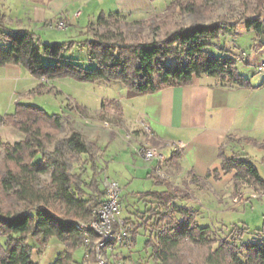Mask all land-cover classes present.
<instances>
[{
  "label": "trees",
  "instance_id": "1",
  "mask_svg": "<svg viewBox=\"0 0 264 264\" xmlns=\"http://www.w3.org/2000/svg\"><path fill=\"white\" fill-rule=\"evenodd\" d=\"M251 15L241 14L237 20L221 16L212 20V13L224 5V0H172L163 15L177 14L189 23L177 27L160 37V27L152 28V38H143V26L149 20L129 21L120 13L101 14L96 23H89L79 33V39L64 42L42 43L40 36L22 29L8 32L0 29V66L20 65L40 80L34 93H47L46 81L73 79L79 82H120L135 93H152L166 86H185L195 78L210 76L224 85L249 86L238 69L239 55H220L208 48L214 40L241 24L257 34L264 32V0H255ZM154 16L151 19L159 18ZM168 16V15H167ZM148 21V22H147ZM152 21V20H151ZM58 21L56 22V24ZM151 23V22H150ZM52 27L53 23L46 24ZM2 24H0V27ZM86 49L95 66L88 68L85 60L65 55L66 51ZM51 59L50 62L45 58ZM112 105L121 114L117 100L103 103ZM84 113L80 106L71 110ZM10 126L24 134L23 141L11 144L0 136V264H38L33 260L34 247L30 237L48 243L52 239L63 243L65 251L57 264H74V254L90 240L85 260H94L97 235L78 228L79 223H89L94 210L105 199V180L98 161L101 147L81 132L69 112L48 114L36 105L17 102L12 113L0 114V127ZM244 141L264 151V142L252 138L229 136L220 148L221 167L232 174L235 183L249 178L255 190H264V178L250 157L233 152L228 146ZM264 162V158H263ZM91 172L89 180L84 176ZM216 176L220 174L217 170ZM156 181H162L159 177ZM157 205L148 208L153 220L144 247L151 250L154 264H264V238L241 242L246 228L235 226L237 237H221L210 226H202L195 212L177 204L178 196L169 190L140 193ZM150 219V217H149ZM135 225L133 220H126ZM133 246L138 234L131 227ZM260 231H264L260 230ZM219 238V239H218ZM216 243L218 246L216 247ZM187 244L207 248L200 260H189L183 255ZM214 247V248H213ZM89 251H92L89 255ZM127 262L132 260L126 259Z\"/></svg>",
  "mask_w": 264,
  "mask_h": 264
},
{
  "label": "crops",
  "instance_id": "2",
  "mask_svg": "<svg viewBox=\"0 0 264 264\" xmlns=\"http://www.w3.org/2000/svg\"><path fill=\"white\" fill-rule=\"evenodd\" d=\"M22 2L27 5H20L22 10L19 9L17 13L12 14L21 23L19 26H22L15 30L33 31L31 28L37 23H42L43 26L53 23L46 18L45 9L54 10L57 21L65 20L68 26H72L73 22L83 15L82 11H78L75 18L70 19L71 0H23ZM171 2L172 0H118L119 10L115 13L125 15L127 18L136 16L138 21L149 20L154 16L163 15ZM2 9L3 4L0 3V24L3 25L6 15L2 13ZM110 14L113 13L105 15ZM72 52L67 56L81 60ZM246 57L244 61L250 64V59L247 55ZM23 70L29 73L20 65L0 66V108H9L14 102L11 89L13 85L17 86L15 93L20 96L38 95L34 90L41 81L29 73L33 78L30 80ZM243 76L249 80V86L224 85L218 78L202 76L195 78L190 85L166 86L156 92L138 94L122 84L126 88L122 86L118 88V91H121L119 98H106L103 101L107 103L114 99L122 107L121 114L114 109L115 112L108 115L110 118H115L116 123L111 126L108 122L95 123L93 118L97 113H105L104 110L110 109L112 105L107 104L105 106L107 108L102 107L101 111L94 107L95 113L92 114L90 105L87 104L88 97L85 95V92L89 93V91L81 89L78 85L73 88L74 93H68V99L71 108L78 105L85 112L80 113L75 109L67 112L71 115L74 125L101 147L98 161L99 169L102 170L101 180L109 178L106 174V162L103 163V160L107 148L115 142V150L120 159L115 169L121 179H125L123 185L137 177L153 178L157 185H166L172 181L179 183L181 180L188 181L191 185L202 181L215 185L224 177L232 180L234 175V173L225 174L220 170L222 162L220 148L227 142L229 136L252 138L258 143L264 142V75ZM46 83L48 89L52 81ZM75 89L79 90L75 91ZM54 93L59 94L63 91L54 86ZM146 128L150 129V133ZM2 132L3 137L11 144L23 141L25 138L23 133L10 126L0 127L1 136ZM98 139L106 143L105 148ZM179 142L183 144V148L176 150L173 145ZM240 144L253 145L244 141L232 142L227 148L228 154L233 153L232 148ZM143 145L160 149L166 156V162L160 164L157 160L144 159L137 152V149ZM217 170L220 171L218 176H216ZM164 175L167 178L161 179ZM157 177L162 181H156ZM198 191L195 190L196 194ZM141 199L149 203L152 201L149 198ZM135 215L129 213L125 218L135 221ZM128 263L131 264V261Z\"/></svg>",
  "mask_w": 264,
  "mask_h": 264
},
{
  "label": "rangeland",
  "instance_id": "3",
  "mask_svg": "<svg viewBox=\"0 0 264 264\" xmlns=\"http://www.w3.org/2000/svg\"><path fill=\"white\" fill-rule=\"evenodd\" d=\"M22 1L23 0H0V3L3 4L2 13L6 15L5 23L0 29L11 33L15 31V29L22 27L19 26L21 23L13 16L19 11L20 5H27ZM71 3V20L75 18L76 12L82 11L83 13L79 19H76L73 22L74 24L72 26H68L65 29H58L56 27L57 18L54 16V10L45 9L46 18L49 21H53V26L46 27L47 25L43 26L42 23H37V25H34V27L31 28V30L35 31L40 36L42 43L64 42L71 39H79V33L85 29L89 21L96 23L102 12L109 14L118 12L119 10L118 0H71ZM255 6V0H224V5L215 8L211 18L212 20H217L221 16H227L230 20H237L243 13L251 15ZM171 13L167 14L168 16L162 15L154 20L149 19L151 23L149 22L145 24L142 28L143 38H152L153 27L159 26L161 28L159 32L160 37H163L167 31H173L178 23L184 22L185 24V21L186 23H189L191 20L186 17L184 21L179 15ZM128 20L138 21L136 16H134V18L129 17ZM24 23L27 24V22ZM224 49L227 50L228 55H240L238 58V68L243 75H264V69L260 68L261 63L264 61V32L262 34H257L253 30H248L244 24H241L236 31H232L221 36L218 40H214L212 45L208 48V50L215 55L222 54ZM73 53H75V55L81 60H85L88 68L95 66V63L88 58V52L86 49L75 50L72 54ZM65 55H69V51H66ZM246 55L250 59V64H247L244 61V59L247 58ZM45 60L48 62L51 61V59L47 57ZM23 71L27 74L30 80H33L27 71ZM77 82L72 79L53 80L50 86L48 85V90L50 91L47 93L35 96L30 95L27 97L20 96L18 93L16 94L17 86L13 85L11 86V89L12 100L14 102H12L9 108H0V114L12 113L17 101L41 107L48 114H59L64 111H70L72 106L68 99V93H72L74 91L73 88L78 85L81 86V89L89 91V93L85 92V95L88 97L87 104L90 105L91 112L94 114L95 108L97 110H102V103L106 98H119L121 91H118V88H121V86L123 87L120 82H89L85 84ZM54 86L61 89L63 93L55 94ZM19 88L21 89L22 87ZM76 90L79 89H75V91ZM104 112L105 113L103 114L97 113L96 117L93 118L94 121H96L95 123L101 121L103 124L104 122H108L109 126L115 124V118H110V116H108L115 112L113 106H111L110 109L107 108ZM3 134L4 133L2 132V136L0 135L1 138L8 142L7 139L3 137ZM99 141L105 148L106 143L104 144L102 140ZM115 146L116 143L114 142L109 148H107L103 163L106 162L107 176L110 179L118 180L121 186V210L119 217L127 220L125 217H127L129 213L136 214L134 221L136 224L132 225L130 223V225L133 228L136 227L138 234L137 245L136 247L133 246L130 250L123 249L122 251V253L126 255V259L132 260L134 264H154L151 250L144 247L149 233L145 231V228L147 226V228L151 230V226L154 223L151 219L152 215L149 213L148 217H145L147 219V222H145L146 226L144 225L142 227L144 223L142 221V216L145 211L149 210L147 209L149 207L152 209L154 206V208L159 206L162 210H164V208L152 201L149 203L141 199L140 193L150 190L167 189L172 194H176L179 197L176 202L177 204L184 205L188 209L194 211L198 222L202 226L212 227L220 233L221 237H237L233 233L228 235L231 230L237 226L242 229H244V227L246 228V234L241 237V242L257 241L264 238V231H260L264 229V199L262 200L264 197H253V194L259 195L260 192L255 190V186L251 184L249 178L241 179L237 184L235 181L233 182V177L232 180H230L231 178L224 177L220 183L217 182L215 185L206 181L191 185L188 181L183 182V180L179 183L172 181L166 185H157L154 183L153 178L137 177L132 182L123 185L122 183L125 179L122 180L119 172H116L115 169L120 161ZM232 149L238 154H246L250 157L251 162L264 178L263 151L256 146L248 144L235 145ZM90 175L91 172L87 173L84 178L89 180ZM165 176L166 175H164L163 178L161 177V179H166L167 177ZM195 190H199L198 194H196ZM200 190H202V192ZM5 242V238L0 239L1 244H5ZM28 243L34 247L33 260L38 264H57L60 254L65 251V245L56 239L44 243L41 239L30 237ZM217 246L218 243H216V247ZM186 247L187 248L183 250V255L189 260H200L205 258V255L208 253L207 248H198L190 244H187ZM86 253V246L78 248L74 254V264H96V258L94 260L84 259ZM103 253L108 257L106 248H103Z\"/></svg>",
  "mask_w": 264,
  "mask_h": 264
},
{
  "label": "built area",
  "instance_id": "4",
  "mask_svg": "<svg viewBox=\"0 0 264 264\" xmlns=\"http://www.w3.org/2000/svg\"><path fill=\"white\" fill-rule=\"evenodd\" d=\"M56 27L58 29H65L68 27V24L65 20H61L58 21ZM260 68L264 69V61L261 63ZM146 131L150 133L149 128H146ZM173 148L180 150L183 148V144L179 142L174 144ZM137 152L147 161L157 160L160 164L166 161L165 154L158 148L143 145L137 149ZM104 186L105 199L103 203L94 210L92 220L86 224L79 223L78 228L97 235L93 250L96 264H125L128 262L121 254V249L130 250L133 248V236L130 224L124 218L119 217L121 210V186L118 181L109 178H106ZM253 195V197H264V190L259 195ZM89 245L90 240L87 239L86 246L89 247ZM103 248L107 249L108 257L104 255ZM91 252L89 251L87 257H89Z\"/></svg>",
  "mask_w": 264,
  "mask_h": 264
}]
</instances>
